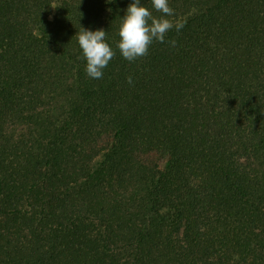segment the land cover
Instances as JSON below:
<instances>
[{
  "label": "trees",
  "instance_id": "1",
  "mask_svg": "<svg viewBox=\"0 0 264 264\" xmlns=\"http://www.w3.org/2000/svg\"><path fill=\"white\" fill-rule=\"evenodd\" d=\"M130 3L0 0V264H264V0H168L132 62Z\"/></svg>",
  "mask_w": 264,
  "mask_h": 264
},
{
  "label": "clouds",
  "instance_id": "2",
  "mask_svg": "<svg viewBox=\"0 0 264 264\" xmlns=\"http://www.w3.org/2000/svg\"><path fill=\"white\" fill-rule=\"evenodd\" d=\"M151 4L152 9L161 13L160 16H154L152 10L141 4V0H132L125 10V15L121 17L118 28L120 39L116 48L129 62L147 56L153 42L168 43L175 47V39L166 40L167 33L173 29L179 32L185 26L186 21L173 22L170 19L174 15V10L169 6L168 0H151ZM77 40L87 61L85 68L87 75L93 79H101L103 69L116 55L106 42V31L103 29L92 31L81 27ZM126 82L131 85L132 77L128 76Z\"/></svg>",
  "mask_w": 264,
  "mask_h": 264
}]
</instances>
